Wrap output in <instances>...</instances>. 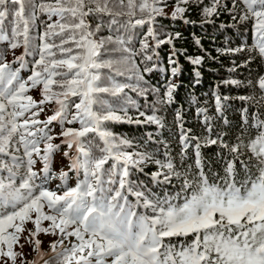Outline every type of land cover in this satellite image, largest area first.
<instances>
[{"label":"snow or ice","instance_id":"1","mask_svg":"<svg viewBox=\"0 0 264 264\" xmlns=\"http://www.w3.org/2000/svg\"><path fill=\"white\" fill-rule=\"evenodd\" d=\"M239 2L243 5L239 19L252 21L254 38L246 67L256 56L264 59V0ZM189 3L203 5L207 18L221 10L234 12L237 0H232L231 8L222 0H211L210 5H204V0H176L171 19H183L188 9L180 5ZM165 6L167 0H0V43H7V48H0V264H17L18 258L20 264H264V119L246 120L256 135L245 142L242 134L230 144L221 133L212 138L206 110H199L208 133L202 139L184 128L177 112L179 162L168 154L157 159L153 152L129 151L134 142L109 127L164 126L155 105L151 115L140 111L126 89L145 98L150 91L159 92L145 86L144 73L156 69L148 63L154 55L158 58L156 49L179 38V33H166L163 26L157 30V17H167ZM45 16L49 21L57 19L44 24L42 44L33 49L31 32ZM105 16L110 19L105 21ZM119 17L126 18L124 23ZM118 23L114 31L123 29V34L97 38L105 24L113 31ZM146 25L137 50L132 46L135 35L128 33ZM106 44L116 47L110 50ZM21 48L22 53L15 55ZM9 50L15 56L11 62L6 60ZM109 51L122 55L104 58ZM29 55L38 59L31 61L30 74L24 77L21 72ZM176 55L173 45L169 57L173 76L179 71L172 58ZM137 56L143 69L136 63ZM189 59L194 65L202 62L199 57ZM133 79L135 84L126 82ZM225 83L238 86L241 82ZM256 86L264 101V75L258 76ZM175 87L169 83L158 102L172 103ZM32 90L39 91V99L29 94ZM222 99L228 97H215L221 118ZM51 103L56 105L54 114L39 119L43 106ZM129 106L136 107L138 116L130 115ZM53 121H59V133L53 134L49 127ZM75 124L79 128L65 127ZM57 139L60 143L53 142ZM193 141L194 165L185 164ZM212 145L221 150L217 156L223 174L211 173L210 179L206 169L211 165L201 149ZM73 149L76 155L70 156ZM59 152L70 162L68 171L57 174L53 162ZM149 164L157 167L151 173L157 187L167 188L174 181L178 187L158 195L138 182L135 173H143ZM70 172L76 173L74 186L69 183ZM53 180L59 181L55 189L50 187ZM29 223L34 227L28 228ZM41 233L54 237L50 242L54 256L48 259L41 249L43 242L37 239ZM22 237L36 253L31 260L23 252Z\"/></svg>","mask_w":264,"mask_h":264},{"label":"trees","instance_id":"2","mask_svg":"<svg viewBox=\"0 0 264 264\" xmlns=\"http://www.w3.org/2000/svg\"><path fill=\"white\" fill-rule=\"evenodd\" d=\"M222 2L231 8L232 0H222ZM210 3L211 0H204V5H210ZM175 6L176 0H167V6L164 7L167 17H157V30L159 31L160 26H163L166 33L173 34V36L175 33H179V38H174L172 44H163L157 48L158 58L154 55L153 61L148 62L150 65H157L156 69L151 73H144V80L147 82L145 86L149 89H158L159 92L150 91L145 98L136 92L126 89V92L136 102V106L139 107L140 111L151 115V106L155 105L156 114L160 116L164 126L158 127L155 124L149 123H133L111 124L109 127L118 135L125 136L134 142L135 147L128 149L129 151L153 152L157 159H163L165 154H168L174 157L176 162H179L181 159V129L176 120L177 112L182 117L181 122L184 128L191 129V135L200 137L201 139L207 136L208 133L204 124V115L199 113L200 109L206 110L207 115L211 117L212 138H215L217 133H221L224 135V139L231 144L237 142V137L242 134L245 142H247L250 136L254 137L256 135V129L250 128L245 121L248 120L254 123L253 117L264 119V101L260 100L262 93L256 86L258 76L264 75V59L256 56L254 59H251V62L246 67L244 66L245 61L249 60L250 55H253L249 52V49L254 43V38L252 21L241 22L239 19L241 10L243 9V5L240 4L239 0H237L234 12L229 13L228 11L221 10L219 15L207 18L203 13V5L189 3L188 5H180L188 9L184 13V18L173 20L171 19V13ZM115 10L120 9L117 7ZM233 15L236 16L235 20L232 18ZM56 19V17H53L49 21L45 16L37 21L31 32L33 49L42 44L39 37L45 30L44 24L52 23ZM103 19L107 21L110 18L105 16ZM117 19L120 23H124L126 20L125 17ZM120 23L112 26L113 31H110L107 24H105L103 30L97 34V38L99 36L123 34V29H121L120 33L114 31L115 28L120 27ZM146 28L147 25L144 28L132 29L128 33L135 35L132 46L137 50H139V41L146 32ZM149 43L151 46H154V42L151 39H149ZM173 45L175 46L177 55L172 58L178 62L177 66L179 68L175 76L172 75L174 65L169 63ZM105 47L111 50L116 46L106 44ZM241 47L245 50L235 53L229 51L230 49ZM0 48H7V43H0ZM22 51V48L17 49L15 53L16 55H20ZM120 55L122 53L109 51L104 58H118ZM190 57H199L202 62L199 65H194L191 63ZM34 58L38 59V56L33 57L29 55L25 57V60L29 63L27 68L22 70V76L27 77L30 74L28 69L31 68V61ZM14 59L15 56L9 50L6 60L11 62ZM135 59L140 68L143 69L145 65L140 63L141 57L137 56ZM13 67H16V65L14 64ZM118 67L126 71L123 65H119ZM102 71L107 73L109 69H103ZM197 72L199 73L198 77L196 75ZM117 79L125 81V77H117ZM227 80H237L241 83L238 86L226 84L225 81ZM249 81L252 82L251 86H249ZM126 82L135 84L136 80L133 79ZM169 83L176 86L173 91V102L170 104H160L157 98L158 96H163ZM216 95H219L221 98L228 97L227 100L222 99V103L225 105L223 118H221L220 113L216 112ZM242 96L253 97V99L241 100L240 97ZM245 109H247V112H245ZM129 113L130 115L138 116L136 107L129 106ZM139 119L143 121L144 117H139ZM225 120H227V123L224 122ZM49 127L52 128L53 134H55L60 129L59 121H54ZM65 127L79 128V124L65 125ZM194 144L195 141L192 142V146L188 149V157L185 160V164L194 165ZM218 151L221 150L216 145L207 148L202 147L201 149L206 163L211 165L210 169H206L210 172V179L213 178L211 173L220 172L223 174V162L217 156ZM75 155L76 153L73 156ZM69 162V160H63V152L57 153L54 157L53 171L57 174L61 170L68 171L67 166ZM110 164L111 161L105 167L107 168ZM156 170L155 164H149L143 173L136 172L134 178H138V182L158 195L165 191L173 192L174 188L178 187L179 182L174 181L173 185L167 188L157 187L151 180V173ZM69 175L72 176V180L69 183L74 186L77 178L76 173L70 172ZM80 178H83L82 172ZM57 183H59L58 180H53L50 187L55 189ZM34 253H31L30 256L33 257Z\"/></svg>","mask_w":264,"mask_h":264},{"label":"rangeland","instance_id":"3","mask_svg":"<svg viewBox=\"0 0 264 264\" xmlns=\"http://www.w3.org/2000/svg\"><path fill=\"white\" fill-rule=\"evenodd\" d=\"M58 39H57V43H58ZM16 55V53H15ZM29 94L33 95L34 98L36 99H39V91L38 90H32ZM44 111L40 113V116H39V119L41 120H45L47 119L50 115L52 116L54 114V111H55V107L56 105L55 104H45L44 106ZM54 122V121H53ZM57 122V121H55ZM60 129L58 130V132L56 133H59ZM55 133V134H56ZM54 143H60V140L57 139L54 141ZM43 147V146H42ZM66 151H68V149L65 147L64 148ZM75 153L74 149L73 150H70V156H73ZM57 158H59V156H57ZM63 160H69L68 157H64L63 156ZM37 170H39V168L41 167L40 164H37ZM49 222L45 221L43 222V225L42 226H47ZM28 228H33L34 226L32 224H28L27 225ZM26 235V233H25ZM37 239H40L43 243L41 245V249L42 251L46 254L45 255V259H48L50 256H54V254H52L51 252V248H50V242L54 239V237H50V236H45L43 233H41ZM70 240H73V238H69ZM21 243H25V247L23 248V252L25 253V256L27 259L31 260L33 259L35 256H36V253H34L33 257L30 256L31 253H33L32 251V248L31 246H29L23 239V237L21 238ZM68 241H65V244H67ZM15 250L19 251L20 249L17 247ZM17 264H20V260L18 258L17 260ZM40 264H43V261L40 262Z\"/></svg>","mask_w":264,"mask_h":264}]
</instances>
